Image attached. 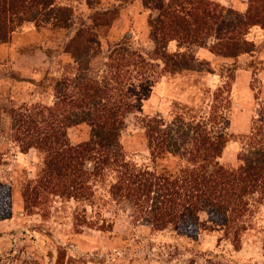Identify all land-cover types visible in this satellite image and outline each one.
<instances>
[{
    "label": "rangeland",
    "instance_id": "1",
    "mask_svg": "<svg viewBox=\"0 0 264 264\" xmlns=\"http://www.w3.org/2000/svg\"><path fill=\"white\" fill-rule=\"evenodd\" d=\"M213 1L239 12H245L249 4V0ZM60 9H69L71 16H62ZM110 10H115L116 16L110 26L98 30L97 56L63 51L81 20L89 22L96 11ZM155 14L146 0H55L54 9L44 15L34 13L0 45V108L6 111L0 115V188L7 187L11 195V214L0 221V264H264V198H254L251 203L239 251L206 212L200 214L197 235L187 234L185 226L154 232L145 222H133L127 206L109 203V179L95 187L102 220L113 226L109 231L83 227L78 232L75 216L83 211L94 219L96 207L74 200L55 197L46 217L40 211L24 209L23 188L37 177L43 156L34 149L21 151L13 138L15 122L8 111L25 104L52 105L55 91L51 79L61 78L77 62L83 64L82 71L73 72L79 77L110 78L107 65L113 52L135 51L156 66L147 72L148 80L119 137L129 160L150 164L144 135L148 118L157 117L165 125H175V130L188 132L191 125L214 115L219 123L215 129L233 138L220 163L232 168L239 165L244 144L235 137L249 133L251 121L264 103V29L250 30L247 39L254 43L255 52L237 60L212 54L208 50L212 40L207 41V47H178L171 42L169 52L187 54L192 64L189 69L165 73L162 63L153 57L155 39L148 21ZM60 17L69 19L72 27L61 28ZM89 135L85 123L68 130L74 144ZM190 136L189 130L187 139ZM180 163V159L169 158L158 168L173 172Z\"/></svg>",
    "mask_w": 264,
    "mask_h": 264
},
{
    "label": "trees",
    "instance_id": "2",
    "mask_svg": "<svg viewBox=\"0 0 264 264\" xmlns=\"http://www.w3.org/2000/svg\"><path fill=\"white\" fill-rule=\"evenodd\" d=\"M146 2L156 12L148 21L155 39L153 57L162 63L165 73L189 69L192 64L187 54L169 52L171 42L178 47H207V41L212 40L208 45L212 54L237 60L255 52L254 43L247 39L250 30L264 29V0H249L245 12L213 0ZM54 7L55 0H0V45L6 44L11 33L31 15H44ZM60 13L71 16L69 9H60ZM115 16V10L96 11L89 22L81 20L63 51L97 56L98 30L110 26ZM61 18L58 25L70 29L69 19ZM82 67L77 62L61 78L51 79L55 91L52 105L25 104L8 111L15 122L13 138L21 151L34 149L43 156L42 169L23 188L24 209L29 213L40 211L46 217L55 197L74 200L96 207L94 219L83 211L75 216L78 232L83 227L109 231L112 223L102 220L95 191L96 184L109 179V203L127 206L133 222H145L154 232L185 226L187 234L197 235L200 214L206 212L213 224L222 227L235 250H241L251 203L254 198H264V103L252 119L249 133L235 137L244 144L237 167L220 163L233 138L215 129L219 123L214 115L191 125L188 132L175 130V125H165L157 117L148 118L144 135L150 164L138 165L127 158L119 137L126 116L133 112L134 101L148 80L147 72L156 66L142 54L127 51L110 56V78L99 80L73 73L82 71ZM4 112L0 108V115ZM83 123L90 128L89 138L71 143L68 130ZM189 130L191 136L187 139ZM169 158L180 159L182 164L173 172L159 169L160 162ZM10 214L11 195L3 186L0 221ZM262 242L264 250V235Z\"/></svg>",
    "mask_w": 264,
    "mask_h": 264
},
{
    "label": "crops",
    "instance_id": "3",
    "mask_svg": "<svg viewBox=\"0 0 264 264\" xmlns=\"http://www.w3.org/2000/svg\"><path fill=\"white\" fill-rule=\"evenodd\" d=\"M250 130V129H249ZM240 134H244V133H240Z\"/></svg>",
    "mask_w": 264,
    "mask_h": 264
}]
</instances>
